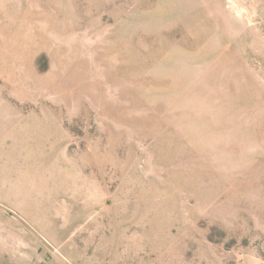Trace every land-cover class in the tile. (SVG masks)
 <instances>
[{"label": "rangeland", "instance_id": "obj_1", "mask_svg": "<svg viewBox=\"0 0 264 264\" xmlns=\"http://www.w3.org/2000/svg\"><path fill=\"white\" fill-rule=\"evenodd\" d=\"M6 192L41 264H264V0H0Z\"/></svg>", "mask_w": 264, "mask_h": 264}, {"label": "crops", "instance_id": "obj_2", "mask_svg": "<svg viewBox=\"0 0 264 264\" xmlns=\"http://www.w3.org/2000/svg\"><path fill=\"white\" fill-rule=\"evenodd\" d=\"M5 201H0V264H41L40 242L32 235L23 236L20 220L6 217L4 210L18 209L23 206L22 202L12 205L7 192ZM5 216V217H4ZM22 224V225H21Z\"/></svg>", "mask_w": 264, "mask_h": 264}]
</instances>
